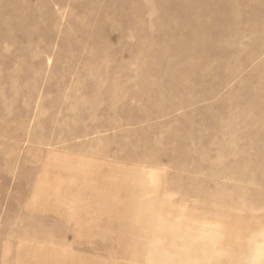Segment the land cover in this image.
I'll return each instance as SVG.
<instances>
[{"label":"rangeland","instance_id":"rangeland-1","mask_svg":"<svg viewBox=\"0 0 264 264\" xmlns=\"http://www.w3.org/2000/svg\"><path fill=\"white\" fill-rule=\"evenodd\" d=\"M255 238L264 0H0V264H251Z\"/></svg>","mask_w":264,"mask_h":264},{"label":"bare ground","instance_id":"bare-ground-1","mask_svg":"<svg viewBox=\"0 0 264 264\" xmlns=\"http://www.w3.org/2000/svg\"><path fill=\"white\" fill-rule=\"evenodd\" d=\"M256 242H249L246 245L245 248V256H244V261L248 260L251 264H264V260L260 259L259 255H257L258 253H264V247L260 245V243H258V238H255ZM216 242H218L216 240ZM252 255L253 257L251 258H247L249 257V255ZM256 256V258H258V260H254V257Z\"/></svg>","mask_w":264,"mask_h":264}]
</instances>
